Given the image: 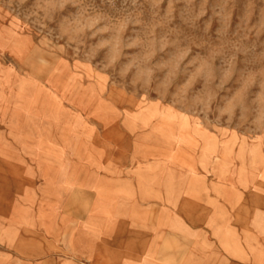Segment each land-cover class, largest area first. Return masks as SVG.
<instances>
[{
    "label": "rangeland",
    "instance_id": "rangeland-1",
    "mask_svg": "<svg viewBox=\"0 0 264 264\" xmlns=\"http://www.w3.org/2000/svg\"><path fill=\"white\" fill-rule=\"evenodd\" d=\"M160 203L264 264V0H0V264L90 261L105 217L137 264Z\"/></svg>",
    "mask_w": 264,
    "mask_h": 264
},
{
    "label": "crops",
    "instance_id": "crops-1",
    "mask_svg": "<svg viewBox=\"0 0 264 264\" xmlns=\"http://www.w3.org/2000/svg\"><path fill=\"white\" fill-rule=\"evenodd\" d=\"M157 215L159 216L158 220L152 227H147L145 224L138 222L136 225L137 229H133L130 232L129 226L128 232L131 233L130 237L132 240H130L133 241L132 249L134 250L131 255L137 256V264H163V260L159 259V257L177 256L179 236L186 238L187 248L185 256L189 258L208 256V264H223L220 262V256L223 254L220 251L219 240L211 234V229L186 222L185 225L181 226V235H179L178 225L172 221V217L178 215L175 208L163 206L160 203ZM110 223L112 221L105 217L98 231L95 230V239L97 241L90 251V261L81 257L79 259L73 257L72 262L74 264H103L107 261V257L111 254L112 249ZM2 228L0 225L1 232ZM4 232L10 233L11 228L5 226ZM5 237H12V234H7ZM203 243L207 244V248L203 249L204 251L202 248L205 247L201 246Z\"/></svg>",
    "mask_w": 264,
    "mask_h": 264
}]
</instances>
